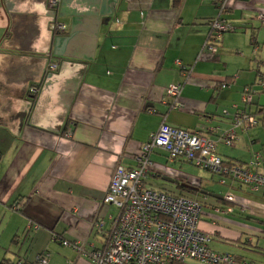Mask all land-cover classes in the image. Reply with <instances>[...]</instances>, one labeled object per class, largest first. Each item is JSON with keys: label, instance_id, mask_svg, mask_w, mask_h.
<instances>
[{"label": "crops", "instance_id": "crops-1", "mask_svg": "<svg viewBox=\"0 0 264 264\" xmlns=\"http://www.w3.org/2000/svg\"><path fill=\"white\" fill-rule=\"evenodd\" d=\"M220 1L60 0L52 14L46 0H0V264H33L42 252L47 264H93L86 252L105 245L119 213L102 203L116 164L134 167L163 118L213 139L212 128L232 127L222 111L233 112L242 87L264 74V60L242 78L218 71L223 36L216 54L201 51ZM263 2L229 0L223 17L248 27ZM53 18L65 31L52 32ZM48 59L56 71L46 68ZM177 61L192 73L183 107L171 109L166 88L184 81ZM230 78L228 88L209 87ZM256 102L263 95L252 109ZM236 134L231 152L217 143L219 155L246 163L259 152L264 166V120ZM150 158L155 167L145 184L200 200L198 226L211 249L264 264L262 190L202 178L159 148ZM62 240H81L84 254Z\"/></svg>", "mask_w": 264, "mask_h": 264}, {"label": "built area", "instance_id": "built-area-1", "mask_svg": "<svg viewBox=\"0 0 264 264\" xmlns=\"http://www.w3.org/2000/svg\"><path fill=\"white\" fill-rule=\"evenodd\" d=\"M60 0H46L47 9L55 14ZM229 0H223L219 13L209 20V31L202 44L201 51L216 54L222 35L235 28L221 17V12ZM256 19L264 27V2L256 10ZM52 32L65 31L66 26L54 18L50 22ZM180 67L184 81L171 84L166 88L171 109L182 108L180 95L184 83L191 78V67ZM46 68L50 71L58 69V63L48 59ZM234 78L236 76H233ZM215 79L210 83L214 90L231 86L233 79ZM38 88L29 86L28 93L35 95ZM258 94L263 95L262 118H264V74L255 78L253 83L245 84L240 91L239 103L234 104L233 112L227 109L222 113L230 115L232 127L228 130L212 128L216 138H211L201 129H186L169 125L162 119L158 129L151 133L141 150L136 154V165L125 167L116 164L103 196L102 203L117 207L118 216L112 221L106 243L101 248H91L86 256L93 264H190L197 261L201 264H253L242 260L239 262L229 252H218L208 246L209 235L202 231L198 223L202 214V204L191 197L150 187L144 180L150 170L155 167L150 154L155 148L166 152L169 159L181 158L199 168H206L226 180L236 182L251 191L264 192V166L259 152H254L246 163H225L217 150V143L233 145L237 139L236 128L248 130L257 126L262 120L248 111ZM154 112L153 108L149 109ZM233 201V196H225ZM216 211H219L218 209ZM228 212L232 208H227ZM30 227V226H29ZM79 254H84V243L81 240L71 242L62 240ZM48 252L37 255V264H47ZM17 264H24L18 261Z\"/></svg>", "mask_w": 264, "mask_h": 264}, {"label": "rangeland", "instance_id": "rangeland-1", "mask_svg": "<svg viewBox=\"0 0 264 264\" xmlns=\"http://www.w3.org/2000/svg\"><path fill=\"white\" fill-rule=\"evenodd\" d=\"M248 24L251 26L237 27L234 31H228L222 35L224 39L222 38L219 49L220 60L216 63L220 73L237 72L239 76L242 75V78H246L248 75L245 71L250 68L254 69L256 66L254 64L261 58L264 60V27L255 17ZM258 64L264 67V62H258ZM218 147L221 148L220 145ZM222 149H226L228 152L232 151L230 146H223ZM192 168L196 173L201 174L202 178L208 180L211 177L210 173L202 168L194 165ZM188 262L201 264L197 261Z\"/></svg>", "mask_w": 264, "mask_h": 264}, {"label": "trees", "instance_id": "trees-1", "mask_svg": "<svg viewBox=\"0 0 264 264\" xmlns=\"http://www.w3.org/2000/svg\"><path fill=\"white\" fill-rule=\"evenodd\" d=\"M223 1V0H222ZM222 1H220V2H222ZM223 12H224V10L220 13L221 14V17L224 19V20H226L229 24H231L235 29L237 28L236 26H234L230 21H228L225 17H223ZM219 13V8H218V12H217V14ZM255 18H256V16H255ZM208 23H209V21H208ZM220 43V42H219ZM227 80H229V79H227ZM230 80H231V78H230ZM248 84V83H247ZM35 86V85H34ZM38 88V87H37ZM39 89V88H38ZM219 90H223V89H218V91ZM241 91V90H240ZM260 96H262V94H258L256 97H255V99L257 98H259ZM255 99H254V101H255ZM254 101H253V103H254ZM253 105V104H252ZM252 105L251 106H249L248 107V111L250 112V113H252V114H255V115H257L258 116V118H261V120H264V118H262V110H261V107L260 106H262L263 105V102L262 103H260V102H256V106H255V108H253L252 109ZM253 128V127H252ZM222 158V157H221ZM223 159V161L225 162V163H229V162H231L229 159H225V158H222ZM173 161V160H172ZM185 161H187V160H185ZM187 162H189V161H187ZM189 163H191V162H189ZM192 165H194V164H192ZM195 166V165H194ZM197 167V166H196ZM202 169H204V170H206L207 172H209L210 173V175H211V177L210 178H214V177H216L217 179H218V182L220 183V180L222 179V177L220 176V175H218V174H215V173H213V172H211L210 170H208V169H206V168H202ZM227 182H230L229 180H226L225 181V184L227 183ZM220 184H222V183H220ZM224 183L222 184V185H225ZM190 185V184H189ZM193 188L195 187V188H197V190H200L202 187L201 186H199V184L198 185H191ZM162 190V189H161ZM171 192V191H170ZM172 193H174V192H172ZM181 194V193H180ZM181 195H183V194H181ZM186 196V195H185ZM189 197V196H188ZM223 198H225L224 196H223ZM193 199H195V198H193ZM198 202H200L201 203V201L200 200H198V199H196ZM228 201V200H227ZM229 202V201H228ZM202 204V203H201ZM229 208V207H228ZM218 210H219V208H217ZM235 256V255H234ZM236 257V256H235ZM236 259L239 261V262H241L242 260H247V261H250V262H253V264H255V262L254 261H252V260H250V259H244V258H239V257H236ZM33 264H37L35 261H34V263ZM173 264H179V263H173Z\"/></svg>", "mask_w": 264, "mask_h": 264}]
</instances>
